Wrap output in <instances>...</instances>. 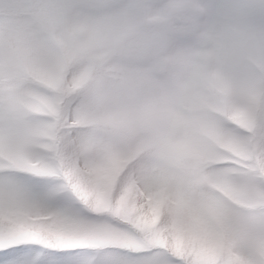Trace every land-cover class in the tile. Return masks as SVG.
Here are the masks:
<instances>
[{"label":"snow or ice","instance_id":"1","mask_svg":"<svg viewBox=\"0 0 264 264\" xmlns=\"http://www.w3.org/2000/svg\"><path fill=\"white\" fill-rule=\"evenodd\" d=\"M0 264H264V0H0Z\"/></svg>","mask_w":264,"mask_h":264}]
</instances>
